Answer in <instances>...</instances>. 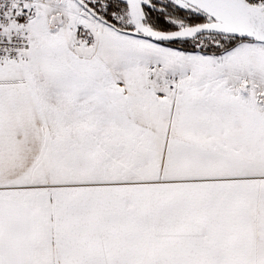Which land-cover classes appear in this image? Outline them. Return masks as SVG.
<instances>
[{
	"label": "snow or ice",
	"instance_id": "1",
	"mask_svg": "<svg viewBox=\"0 0 264 264\" xmlns=\"http://www.w3.org/2000/svg\"><path fill=\"white\" fill-rule=\"evenodd\" d=\"M0 264H264V0H0Z\"/></svg>",
	"mask_w": 264,
	"mask_h": 264
}]
</instances>
